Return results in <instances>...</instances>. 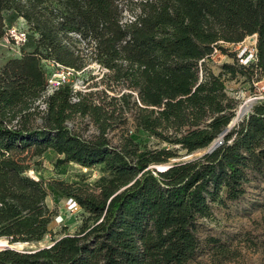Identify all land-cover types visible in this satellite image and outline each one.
I'll list each match as a JSON object with an SVG mask.
<instances>
[{
    "label": "trees",
    "instance_id": "obj_1",
    "mask_svg": "<svg viewBox=\"0 0 264 264\" xmlns=\"http://www.w3.org/2000/svg\"><path fill=\"white\" fill-rule=\"evenodd\" d=\"M122 1L0 0V40L19 18L28 30L20 56L0 63V237L12 244L51 235L49 194L88 213L78 232L51 237L47 246L0 249V264H188L200 251L198 220L212 216L213 204L240 199L256 177L264 202V101L214 151L171 162L180 151L206 149L234 117L227 75L264 79V0ZM254 34L253 61L240 63L235 51L218 73L208 66L221 43ZM86 58L127 91H104L98 103L70 84L46 94L42 59L81 71ZM128 113L137 131L169 146L132 134L113 145L107 132ZM35 114L38 125L30 123ZM76 115L96 125L93 138L68 125ZM47 154L56 165L103 164L111 177L101 178L96 196L25 174L28 157ZM162 164L168 167L156 168Z\"/></svg>",
    "mask_w": 264,
    "mask_h": 264
},
{
    "label": "rangeland",
    "instance_id": "obj_2",
    "mask_svg": "<svg viewBox=\"0 0 264 264\" xmlns=\"http://www.w3.org/2000/svg\"><path fill=\"white\" fill-rule=\"evenodd\" d=\"M124 4H130V0H123ZM125 19L130 20L129 12H125ZM27 27L26 22L22 23L18 19L12 24ZM224 50H215L208 66L213 72L218 73L224 63H233L231 52L246 50L252 51L254 45L253 37H247L239 45L233 43H221ZM84 54L90 55V47L80 44ZM13 57V53L8 46L0 45V63L5 59ZM87 65L79 72L78 88L84 93H90L94 102H99V97L105 91L108 96H120L127 91L122 85L114 84L109 78L104 76L105 69L101 68L90 58H86ZM226 94L234 101V116L238 109L247 101L252 103V108L264 101V79L252 84L244 76L237 74L235 77L226 76ZM110 88V89H107ZM39 104V110L42 104ZM241 120V121H242ZM241 121L236 122V127ZM68 125L84 138H93L97 133V127L93 121L85 116L76 115L70 118ZM33 125L40 124L39 114L30 118ZM233 127V128H234ZM134 135L137 140L147 142L149 146L165 148L167 143L159 142L154 137H148L146 133L137 131L131 113L126 115L122 122H117L116 127L107 132V137L113 145L120 143L125 135ZM202 149L193 154H185L180 151V156L171 160H189L198 157L205 152ZM29 169L26 175L33 179L64 180L68 183L79 186L80 191L92 195L100 193L101 178H110L109 172L104 170L103 164L93 167H82L76 163H65L56 165V156L47 154L45 156H33L27 158ZM162 164L156 168L163 167ZM263 181L256 177L245 186L244 195L235 201H225L212 205V216L210 218H200L196 236L200 241V251L188 264H264V202L262 199ZM46 205L53 210L54 219L52 222V234L46 235L41 241L24 242L18 246L17 242L9 244L6 238L0 237V246L9 244L19 251H32L51 243V237L58 238L64 233L74 234L79 231L88 216L81 207L71 213L66 209V199L61 198L55 202L53 196L49 194L45 199ZM213 240V241H211Z\"/></svg>",
    "mask_w": 264,
    "mask_h": 264
},
{
    "label": "built area",
    "instance_id": "obj_3",
    "mask_svg": "<svg viewBox=\"0 0 264 264\" xmlns=\"http://www.w3.org/2000/svg\"><path fill=\"white\" fill-rule=\"evenodd\" d=\"M248 37H253L254 39L252 51L246 53V50H243L239 51L237 54L239 62L245 65L250 61H253L256 56V35L254 34ZM27 38V27L11 25L9 27H6L4 36L0 40V45L8 46L13 53V57L20 56L21 48L26 43ZM41 65L46 76V94L52 93L54 90L58 89L64 84H70L74 92H83L82 89L78 88L77 86V82L79 81L78 74L80 71H76L73 68L63 66L60 63L50 59H42ZM79 208V204L74 199H66V209L69 212L73 213Z\"/></svg>",
    "mask_w": 264,
    "mask_h": 264
},
{
    "label": "water",
    "instance_id": "obj_4",
    "mask_svg": "<svg viewBox=\"0 0 264 264\" xmlns=\"http://www.w3.org/2000/svg\"><path fill=\"white\" fill-rule=\"evenodd\" d=\"M242 118L239 120L241 121ZM238 121V122H239ZM235 121H234V117L231 119V121L229 122V124L221 131V133L217 136V138H215L213 140V142L206 148L205 152L210 153L212 151H214L215 149H217L224 141V138L227 136V134L231 131V129L235 126ZM168 166L166 165V168ZM164 168V169H166ZM9 242V241H8ZM10 244V243H9ZM9 244H4L3 246H0V249H4V248H11L14 249L12 246H10Z\"/></svg>",
    "mask_w": 264,
    "mask_h": 264
},
{
    "label": "bare ground",
    "instance_id": "obj_5",
    "mask_svg": "<svg viewBox=\"0 0 264 264\" xmlns=\"http://www.w3.org/2000/svg\"><path fill=\"white\" fill-rule=\"evenodd\" d=\"M252 103L250 101L245 102L237 111L236 115L234 116L235 123L238 122L243 116L249 111L251 108ZM160 169L166 168V166L159 167ZM24 243H18V246H22Z\"/></svg>",
    "mask_w": 264,
    "mask_h": 264
},
{
    "label": "crops",
    "instance_id": "obj_6",
    "mask_svg": "<svg viewBox=\"0 0 264 264\" xmlns=\"http://www.w3.org/2000/svg\"><path fill=\"white\" fill-rule=\"evenodd\" d=\"M18 21H21L22 23H25V20L23 18H19Z\"/></svg>",
    "mask_w": 264,
    "mask_h": 264
}]
</instances>
